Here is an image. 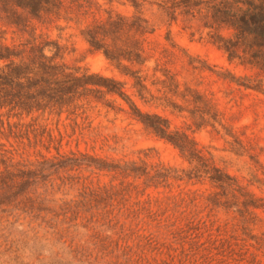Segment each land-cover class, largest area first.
I'll return each instance as SVG.
<instances>
[{
	"label": "rangeland",
	"instance_id": "374dc122",
	"mask_svg": "<svg viewBox=\"0 0 264 264\" xmlns=\"http://www.w3.org/2000/svg\"><path fill=\"white\" fill-rule=\"evenodd\" d=\"M250 1L0 0V264H264Z\"/></svg>",
	"mask_w": 264,
	"mask_h": 264
},
{
	"label": "trees",
	"instance_id": "16d2710c",
	"mask_svg": "<svg viewBox=\"0 0 264 264\" xmlns=\"http://www.w3.org/2000/svg\"><path fill=\"white\" fill-rule=\"evenodd\" d=\"M230 1L234 3L237 2V0H230ZM246 5L248 6V11L245 13L244 11L241 12V17H239L238 23L234 21L230 26L233 29H235L239 35L241 36L251 35L253 38H255V41L257 43H261L262 45V71L264 72V0H258L256 4L253 1L246 2ZM67 77L72 79V81L74 82L81 81V84L83 86H97L98 88H103L104 91L102 92L108 95H116L121 98H124L123 93L115 87L116 83H114V81H110L108 79H104L101 77L97 78L96 76H89V77L83 76L82 78H75L73 76H67ZM96 78L97 80H99L98 82L93 81ZM12 84H14V82ZM17 85L18 87H20L21 83L18 82ZM68 85H71V84H68ZM143 124L146 127L152 129L154 134H156V136H158L159 138H162V139L170 138L168 137L165 128L161 124H158V123L154 124V123H148V122H143ZM170 142L174 143V141H170ZM99 170H102V169H99Z\"/></svg>",
	"mask_w": 264,
	"mask_h": 264
},
{
	"label": "clouds",
	"instance_id": "9594fccd",
	"mask_svg": "<svg viewBox=\"0 0 264 264\" xmlns=\"http://www.w3.org/2000/svg\"><path fill=\"white\" fill-rule=\"evenodd\" d=\"M58 246L56 245H49L48 247H46L44 250H43V254L46 256V257H51L54 255V253L56 252Z\"/></svg>",
	"mask_w": 264,
	"mask_h": 264
}]
</instances>
